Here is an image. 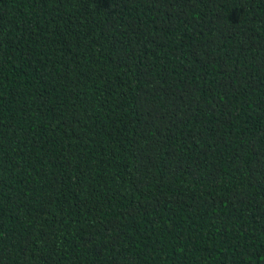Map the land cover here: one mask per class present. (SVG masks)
<instances>
[{
  "label": "trees",
  "instance_id": "trees-1",
  "mask_svg": "<svg viewBox=\"0 0 264 264\" xmlns=\"http://www.w3.org/2000/svg\"><path fill=\"white\" fill-rule=\"evenodd\" d=\"M0 264H264V0H0Z\"/></svg>",
  "mask_w": 264,
  "mask_h": 264
}]
</instances>
